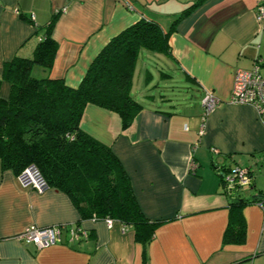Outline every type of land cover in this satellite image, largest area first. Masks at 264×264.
I'll return each instance as SVG.
<instances>
[{
	"label": "crops",
	"instance_id": "obj_1",
	"mask_svg": "<svg viewBox=\"0 0 264 264\" xmlns=\"http://www.w3.org/2000/svg\"><path fill=\"white\" fill-rule=\"evenodd\" d=\"M196 1L0 0V77L15 55L30 56L39 28L57 16L53 65L32 72L76 88L120 32L144 20L166 33ZM168 47L167 72L148 69L139 53L131 95L143 108L126 130L117 114L94 105L80 120V129L119 160L145 218L161 221L151 242H135L133 229L118 222L82 219L53 188H21L0 164V264H264V202L243 204L233 221L228 205L264 194V125L250 106L229 103L235 71L264 62L255 0H204L178 21ZM9 92L2 82L0 98ZM206 93L219 104L200 135ZM237 166L250 170L252 184L227 195L222 174ZM229 223L240 226L241 242L224 241ZM28 227L57 228L60 240L38 250L17 239ZM76 228L85 235L71 239Z\"/></svg>",
	"mask_w": 264,
	"mask_h": 264
},
{
	"label": "trees",
	"instance_id": "obj_2",
	"mask_svg": "<svg viewBox=\"0 0 264 264\" xmlns=\"http://www.w3.org/2000/svg\"><path fill=\"white\" fill-rule=\"evenodd\" d=\"M203 1L187 7L166 33L144 20L120 32L93 59L76 88L31 75L35 66L49 71L53 65L57 51L52 38L57 16H53L39 28L30 56L15 55L3 65L0 86L6 82L10 92L6 100L0 98L1 169L17 176L34 166L48 188L70 198L82 219H109L131 227L135 242H151L161 221L145 218L119 160L109 147L80 129V120L85 107L94 105L117 114L126 130L143 108L131 95L139 53L169 58L168 38L176 24ZM228 205L233 221L243 204L229 199ZM242 238L240 226L229 223L224 241Z\"/></svg>",
	"mask_w": 264,
	"mask_h": 264
},
{
	"label": "built area",
	"instance_id": "obj_3",
	"mask_svg": "<svg viewBox=\"0 0 264 264\" xmlns=\"http://www.w3.org/2000/svg\"><path fill=\"white\" fill-rule=\"evenodd\" d=\"M63 10L62 12H64ZM33 16L30 20L33 21ZM255 19L264 28V0H255ZM229 103L239 106H250L253 108L264 125V62H257L251 70H236L233 78V86ZM219 101L210 93H206L202 100V122L199 134H202L206 117L217 107ZM251 172L247 168L240 166L230 168L222 174V186L227 195H235L244 188L252 184ZM21 188L32 189L42 193L48 189L47 184L38 169L34 166L26 167L16 176ZM108 227L113 223L112 220L105 219ZM71 239H78L85 235L79 228L68 232ZM17 239L25 244H33L38 250L46 246L55 244L60 240V230L57 228L37 229L28 227L21 232Z\"/></svg>",
	"mask_w": 264,
	"mask_h": 264
},
{
	"label": "rangeland",
	"instance_id": "obj_4",
	"mask_svg": "<svg viewBox=\"0 0 264 264\" xmlns=\"http://www.w3.org/2000/svg\"><path fill=\"white\" fill-rule=\"evenodd\" d=\"M143 53L142 54H146L145 56V60H146V63H147V67L148 69H151L157 73L156 69L158 71H163V72H167V69L170 67L169 66V61L168 59H166L163 55H159V54H154V53H150V52H147V51H142ZM162 60H165L166 64L168 66H166V64H161L162 63ZM154 63V64H153ZM156 63V64H155ZM153 64V65H152ZM150 67V68H149ZM151 71V70H150ZM31 75L34 77V78H37V79H40V76H39V73H35V72H32ZM140 82H142V77L140 78ZM156 83V82H155ZM162 85V84H160ZM142 88V87H141ZM163 89V88H161ZM159 89V91H166L165 89L161 90ZM148 92L151 90H153L152 87L146 89ZM160 93V92H158Z\"/></svg>",
	"mask_w": 264,
	"mask_h": 264
},
{
	"label": "water",
	"instance_id": "obj_5",
	"mask_svg": "<svg viewBox=\"0 0 264 264\" xmlns=\"http://www.w3.org/2000/svg\"><path fill=\"white\" fill-rule=\"evenodd\" d=\"M231 202L235 204H247V203H255V202H264V194L259 196H251L244 199H232Z\"/></svg>",
	"mask_w": 264,
	"mask_h": 264
}]
</instances>
